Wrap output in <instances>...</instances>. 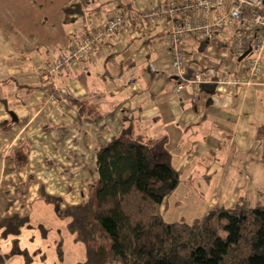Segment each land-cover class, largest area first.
<instances>
[{
  "label": "crops",
  "instance_id": "crops-1",
  "mask_svg": "<svg viewBox=\"0 0 264 264\" xmlns=\"http://www.w3.org/2000/svg\"><path fill=\"white\" fill-rule=\"evenodd\" d=\"M185 1L62 0L37 13L35 28L22 30L28 51L0 52V218L25 216L33 201H43L41 186L65 204L85 199L87 175L98 176V150L127 128L172 154L181 181L166 212L184 209L197 216L193 222L207 210L234 207L240 196L264 206V199L258 201L264 195V71L236 88L174 79L172 21L151 22L145 14L152 6ZM72 2L82 5V13L66 11ZM118 12L131 18L85 60L54 77L59 94L52 100L41 71L86 33L87 18L102 25ZM229 38L228 28L211 41L186 33V74L246 72L247 57L230 52ZM24 146L27 163L17 168L16 151Z\"/></svg>",
  "mask_w": 264,
  "mask_h": 264
},
{
  "label": "trees",
  "instance_id": "trees-1",
  "mask_svg": "<svg viewBox=\"0 0 264 264\" xmlns=\"http://www.w3.org/2000/svg\"><path fill=\"white\" fill-rule=\"evenodd\" d=\"M65 9L83 11L77 2ZM16 152L21 168L27 147ZM97 164L98 176L78 203L63 205L40 188V198L85 246L77 264H264V206L245 196L193 222L165 221L162 207L181 181L165 144L127 128L98 150ZM26 223L17 214L0 218V234L17 235Z\"/></svg>",
  "mask_w": 264,
  "mask_h": 264
},
{
  "label": "built area",
  "instance_id": "built-area-1",
  "mask_svg": "<svg viewBox=\"0 0 264 264\" xmlns=\"http://www.w3.org/2000/svg\"><path fill=\"white\" fill-rule=\"evenodd\" d=\"M130 18V15L118 12L102 25H95L93 20L87 18L86 33L73 40L54 63L41 71L40 77L49 82L47 92L52 100L59 94L54 77L85 60ZM145 18L151 22L172 21L168 36L171 68L182 80L181 84L236 88L240 84H250L251 78L264 71V0H187L181 5L171 4L162 9L152 6ZM226 28L230 29L228 47L232 54L238 56L250 49L246 55L247 71H222L217 74L213 68H209L195 70L191 76H187L186 33L191 32L211 41L215 40L218 30Z\"/></svg>",
  "mask_w": 264,
  "mask_h": 264
},
{
  "label": "rangeland",
  "instance_id": "rangeland-1",
  "mask_svg": "<svg viewBox=\"0 0 264 264\" xmlns=\"http://www.w3.org/2000/svg\"><path fill=\"white\" fill-rule=\"evenodd\" d=\"M60 2L62 0H0V10H4L0 11V52L6 49L28 51L31 46L19 36L22 30L35 28L37 13H42L47 5L56 8ZM39 23L45 25L47 21L40 17ZM21 42L24 44L20 45ZM94 178L93 174L87 175L89 182ZM179 192L170 201L178 199ZM200 199L206 201L203 195ZM263 199L264 195H261L258 201L261 203ZM162 213L167 222L182 219L191 222L197 217L195 214L186 215L184 209L170 208L166 212L164 205ZM22 217L27 218V223L21 227L19 234L7 237L0 234V264H77L85 259L84 244L75 240L67 221L56 215L53 204L33 201Z\"/></svg>",
  "mask_w": 264,
  "mask_h": 264
},
{
  "label": "water",
  "instance_id": "water-1",
  "mask_svg": "<svg viewBox=\"0 0 264 264\" xmlns=\"http://www.w3.org/2000/svg\"><path fill=\"white\" fill-rule=\"evenodd\" d=\"M249 51H250V49H248L246 52H244L243 54H242V56H241V58L240 59H242L243 57H245L248 53H249ZM173 78L174 79H177L178 78V76H173Z\"/></svg>",
  "mask_w": 264,
  "mask_h": 264
}]
</instances>
